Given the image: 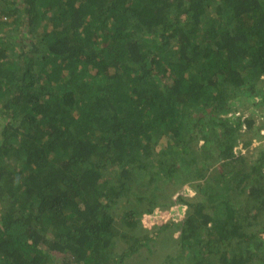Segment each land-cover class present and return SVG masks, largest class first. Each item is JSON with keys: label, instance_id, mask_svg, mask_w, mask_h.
<instances>
[{"label": "trees", "instance_id": "16d2710c", "mask_svg": "<svg viewBox=\"0 0 264 264\" xmlns=\"http://www.w3.org/2000/svg\"><path fill=\"white\" fill-rule=\"evenodd\" d=\"M260 83L264 0H0V264H264Z\"/></svg>", "mask_w": 264, "mask_h": 264}, {"label": "rangeland", "instance_id": "374dc122", "mask_svg": "<svg viewBox=\"0 0 264 264\" xmlns=\"http://www.w3.org/2000/svg\"><path fill=\"white\" fill-rule=\"evenodd\" d=\"M260 85H264V83H260ZM238 102V100H236ZM260 99L256 98L253 101L243 102L245 106H240L239 104H235L234 108L237 111H241L243 113L244 118L255 114L254 119L257 121L255 130L253 132L245 131L243 132V137L239 142V146L235 149L237 153L242 152V154L249 160L253 161L258 158V153L261 150H264V108L260 106H254L253 104H258ZM253 102V103H252ZM238 115V114H237ZM259 130V131H258ZM259 132V135L257 133ZM250 142V145L246 148L245 143ZM177 194H183L185 196L193 197L195 195L194 189L188 184L178 188ZM177 194L175 193L173 197ZM176 196L173 198L176 201ZM164 198L162 199V201ZM176 205V204H175ZM171 208H157L153 213L147 214L145 206L140 208L138 216L142 215L141 213H145L142 219L140 220V227L145 228L151 233L156 232L163 225L177 222L181 223L184 219V210L181 209L180 205H176ZM143 210V211H142ZM176 223V224H177ZM180 235L178 233L173 236H168L165 240L161 239L158 242L159 251L157 252V259H153L150 262L152 264H160L164 258L170 254L176 253L179 249ZM260 237L264 239V233L260 234ZM129 264H136L135 262H130Z\"/></svg>", "mask_w": 264, "mask_h": 264}]
</instances>
